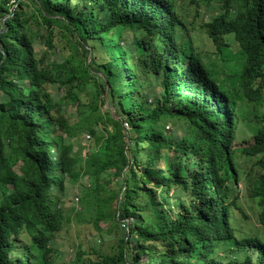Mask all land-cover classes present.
Segmentation results:
<instances>
[{
	"label": "trees",
	"instance_id": "trees-1",
	"mask_svg": "<svg viewBox=\"0 0 264 264\" xmlns=\"http://www.w3.org/2000/svg\"><path fill=\"white\" fill-rule=\"evenodd\" d=\"M15 1L0 0V264H58L84 179L97 232L122 237L74 242L70 264H264V0ZM201 3L219 9L199 35ZM234 48L228 89L207 63ZM240 183L258 210L246 232Z\"/></svg>",
	"mask_w": 264,
	"mask_h": 264
},
{
	"label": "rangeland",
	"instance_id": "rangeland-1",
	"mask_svg": "<svg viewBox=\"0 0 264 264\" xmlns=\"http://www.w3.org/2000/svg\"><path fill=\"white\" fill-rule=\"evenodd\" d=\"M177 4L179 7L181 5H184L183 0H176ZM187 4V3H186ZM186 7H189L188 5ZM214 9H219L218 6H215V8H210L208 13L206 8L203 6V3H201V8H200V13L205 14L203 17L201 15L199 16H191L188 19V23H193L196 27V32L199 35H202L204 30L201 28L202 24L205 23L206 21L209 20V17L215 12ZM204 42L206 41L204 37ZM226 41L230 43V45L233 48L232 45V36H226ZM36 49L38 56L41 57L45 53V46H44V41H37L36 44ZM235 49V48H234ZM230 52H232V49H230ZM234 54L237 55L236 59L232 63H227L223 64L220 59H218L215 55L210 59L209 58V63L208 64V69L214 73L220 72V82H222L224 85L226 83V87L229 89L231 88V85L228 84L229 77L232 76V80L234 78H237L240 76L242 69H243V64H244V59L243 56H241V53H238V50H234ZM59 58H62V55L59 54ZM229 59H232L231 56L228 57ZM234 65L235 68H232L229 65ZM240 69V72L238 73ZM235 73V74H234ZM238 73V76H236ZM239 85H236V89L239 90ZM231 90V89H230ZM52 92L56 91V88L51 89ZM243 91V90H242ZM244 93V91H243ZM89 98V97H88ZM249 104V102H248ZM262 105L258 109V114L261 116L264 114V107L263 104L264 102L261 103ZM65 111H67L69 114H71L74 117H79V109L75 105H69L64 108ZM248 109H250L248 106H245L243 109V116L244 117H250L248 113ZM106 112V107H102L101 109V114ZM71 116V117H72ZM81 117V116H80ZM79 117V118H80ZM124 126L129 129L128 124L124 123ZM97 129H100V125L97 126ZM248 129V128H247ZM166 130L168 131H175V128H173L172 125H168L166 127ZM176 132V131H175ZM181 132V131H180ZM250 134L253 135V132L250 131ZM88 136L90 134L88 132H85L83 135L77 138V140L74 142L75 144V149L74 151L77 153L78 156L83 157L87 149L90 145V141H92V138L88 139ZM249 145L253 144V140H249ZM239 147L245 146V144H239ZM237 146V147H238ZM244 165L249 166V164L243 162ZM92 185H89V182L87 179H84L81 182L68 185V196L64 200V209L66 215L72 217V223L70 225H66L64 231L62 232L60 238H58L55 241V248L58 249L61 252V259L59 260L58 264H70L72 260V252L71 250L73 249V244L74 242H79L83 243V248L85 251H89L91 247H96L97 249L100 250L101 253H106L109 251L111 246H115L116 242L118 241L119 238L122 237L121 231L117 232H112V233H104L103 237L101 236L100 233L97 232L95 228V203L96 201L93 199H89L87 202L83 203L82 199V192L84 188L92 189ZM83 188V189H82ZM238 191L240 192V199H239V204L241 208L250 216V221L245 222V228L243 232H246L248 230L247 225H251L253 223H257V213L258 210L255 207V205L251 202V199L249 198V191L246 190L243 183L238 184L237 186ZM76 198L78 200H76ZM113 206L111 208V211L113 212ZM110 222H102L101 226L103 229H108ZM259 228V227H258ZM260 229V228H259ZM261 230V229H260ZM118 233V234H117ZM115 250V248H114Z\"/></svg>",
	"mask_w": 264,
	"mask_h": 264
},
{
	"label": "clouds",
	"instance_id": "clouds-1",
	"mask_svg": "<svg viewBox=\"0 0 264 264\" xmlns=\"http://www.w3.org/2000/svg\"><path fill=\"white\" fill-rule=\"evenodd\" d=\"M12 2L14 3V7L16 8L17 7V2L15 0H12ZM260 229H261V232H262L263 229L262 228H260ZM71 252H72V250H71Z\"/></svg>",
	"mask_w": 264,
	"mask_h": 264
},
{
	"label": "water",
	"instance_id": "water-1",
	"mask_svg": "<svg viewBox=\"0 0 264 264\" xmlns=\"http://www.w3.org/2000/svg\"><path fill=\"white\" fill-rule=\"evenodd\" d=\"M90 56H92L91 53H90ZM107 92H108V89L106 90V93H107ZM122 195H123V193H121V197H120V199L122 198Z\"/></svg>",
	"mask_w": 264,
	"mask_h": 264
},
{
	"label": "built area",
	"instance_id": "built-area-1",
	"mask_svg": "<svg viewBox=\"0 0 264 264\" xmlns=\"http://www.w3.org/2000/svg\"><path fill=\"white\" fill-rule=\"evenodd\" d=\"M91 137L90 136H88V139H90ZM76 200H78L77 198H76ZM124 223V222H123ZM123 227H124V225H123Z\"/></svg>",
	"mask_w": 264,
	"mask_h": 264
}]
</instances>
